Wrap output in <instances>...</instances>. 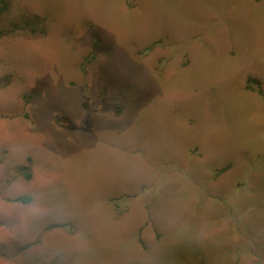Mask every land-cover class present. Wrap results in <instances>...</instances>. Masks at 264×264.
<instances>
[{
	"label": "rangeland",
	"instance_id": "rangeland-1",
	"mask_svg": "<svg viewBox=\"0 0 264 264\" xmlns=\"http://www.w3.org/2000/svg\"><path fill=\"white\" fill-rule=\"evenodd\" d=\"M5 2L0 264H264V0Z\"/></svg>",
	"mask_w": 264,
	"mask_h": 264
},
{
	"label": "trees",
	"instance_id": "trees-1",
	"mask_svg": "<svg viewBox=\"0 0 264 264\" xmlns=\"http://www.w3.org/2000/svg\"><path fill=\"white\" fill-rule=\"evenodd\" d=\"M6 8H7V4H6L5 0H0V13L5 11ZM21 169H23V168H21ZM26 176L29 177V174H26ZM18 199L22 200V201H28L27 197H19Z\"/></svg>",
	"mask_w": 264,
	"mask_h": 264
}]
</instances>
